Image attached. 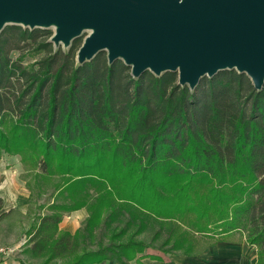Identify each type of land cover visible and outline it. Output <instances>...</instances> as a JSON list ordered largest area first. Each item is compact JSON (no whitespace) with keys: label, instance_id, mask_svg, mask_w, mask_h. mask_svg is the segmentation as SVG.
<instances>
[{"label":"trees","instance_id":"16d2710c","mask_svg":"<svg viewBox=\"0 0 264 264\" xmlns=\"http://www.w3.org/2000/svg\"><path fill=\"white\" fill-rule=\"evenodd\" d=\"M51 36L19 25L0 33V155L20 156L46 180L60 177L56 190L73 203L52 202L23 253L39 264H141L145 243L116 241L154 222L164 255L192 256L197 234L218 243L239 232L264 264V85L255 90L235 70L194 90L175 73L134 78L105 53L80 65L83 38L62 51ZM30 49L44 54L31 69L10 59ZM83 207L84 226L61 232L62 213ZM113 222L122 231L87 249Z\"/></svg>","mask_w":264,"mask_h":264},{"label":"water","instance_id":"95a60500","mask_svg":"<svg viewBox=\"0 0 264 264\" xmlns=\"http://www.w3.org/2000/svg\"><path fill=\"white\" fill-rule=\"evenodd\" d=\"M15 25L54 30L55 47L83 38L80 65L104 52L134 78L175 73L189 90L234 70L264 85V0H0V32Z\"/></svg>","mask_w":264,"mask_h":264},{"label":"rangeland","instance_id":"374dc122","mask_svg":"<svg viewBox=\"0 0 264 264\" xmlns=\"http://www.w3.org/2000/svg\"><path fill=\"white\" fill-rule=\"evenodd\" d=\"M48 30H51L53 35L54 30ZM60 46L62 51H67L70 48H64L62 45ZM55 49L59 48L55 47ZM20 53L21 52L17 51L11 53L10 59L13 61L16 59H21V63L29 69H31L35 62L44 56L43 53H34L32 49H30V51L22 52L23 54L21 55ZM4 130L5 129H3V131ZM58 182H60V177H57L56 175L48 176L47 180L44 179L43 176L38 174L35 167L33 168L31 164H25L23 161H21L20 156L12 155L7 152L1 153L0 197L2 198L0 199V213L6 211L5 214H0L1 248L9 249L11 247V253L14 251L13 254L19 257V259L29 262V264L40 263L39 260L31 259L28 254H24L23 249H26V242L29 239L28 232L31 231L32 227H35V225L39 223V218L44 215H48L49 213H53L50 208L52 206V202L59 206L63 204H73L64 196V192L62 194H58L59 191L56 190V188H61L57 187L58 185L56 184ZM85 187H89L91 189L89 193L90 196H96L97 191L94 188L95 184L85 185ZM62 214L63 219L59 224V230L61 232H69L70 234H74L75 231H77L80 227L82 228L88 218L87 209L85 207L71 212H64ZM138 222L139 220L136 221V225ZM153 223L154 222L146 223L147 226L145 227L143 233L136 235V227L127 229L126 235L116 242H122L132 237L134 239L133 241L135 242L141 241L145 243V252L140 254L143 255V258L140 259L141 264H143L142 261L145 259L156 261V259H153L155 256L161 258L163 261L162 263L156 261V263L164 264L169 256L184 255L183 253L179 252L166 255L163 254L164 251L169 249V246H166L164 251H161L160 246H162L163 239L155 235L158 229L156 225H153ZM123 227V223L118 224V222H113L112 225L108 227V229H105L104 227L99 228L96 230L95 240L87 239L85 245L86 248L89 250H94L98 247L96 246L98 243H103L104 245L107 244L111 234L122 231L121 229ZM228 237L235 243L245 242L243 235L239 232L228 235ZM196 240V246L192 256L201 254L210 246L216 245L213 240L203 238L199 234L196 235ZM20 248H22L21 253L18 251ZM1 255L4 256V253ZM54 262V264H61L59 261ZM131 263L138 264L136 261H131Z\"/></svg>","mask_w":264,"mask_h":264},{"label":"crops","instance_id":"0c3cea01","mask_svg":"<svg viewBox=\"0 0 264 264\" xmlns=\"http://www.w3.org/2000/svg\"><path fill=\"white\" fill-rule=\"evenodd\" d=\"M5 212L0 214H5ZM10 248L4 249L0 247V252L2 251L0 253V264H29V262H25L13 254L14 251L11 253L12 249ZM18 251L21 253L22 248ZM2 253H4L5 257L1 255ZM256 260V247L254 245L249 246L246 242L235 243L227 237L223 242H218L216 245L210 246L201 254L195 256H169L164 264H255ZM142 262L143 264H158L156 261H150V259H145ZM99 264L120 263L116 260H108ZM127 264L134 263L129 262Z\"/></svg>","mask_w":264,"mask_h":264}]
</instances>
